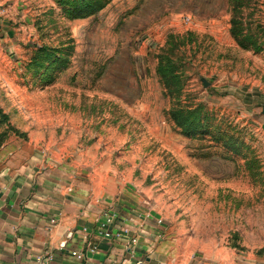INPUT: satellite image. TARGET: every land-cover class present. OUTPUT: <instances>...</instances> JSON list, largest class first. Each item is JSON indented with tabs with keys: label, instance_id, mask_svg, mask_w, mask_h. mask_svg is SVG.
I'll use <instances>...</instances> for the list:
<instances>
[{
	"label": "rangeland",
	"instance_id": "obj_1",
	"mask_svg": "<svg viewBox=\"0 0 264 264\" xmlns=\"http://www.w3.org/2000/svg\"><path fill=\"white\" fill-rule=\"evenodd\" d=\"M263 110L264 0H0V170L141 205L174 262L264 264Z\"/></svg>",
	"mask_w": 264,
	"mask_h": 264
},
{
	"label": "crops",
	"instance_id": "obj_2",
	"mask_svg": "<svg viewBox=\"0 0 264 264\" xmlns=\"http://www.w3.org/2000/svg\"><path fill=\"white\" fill-rule=\"evenodd\" d=\"M91 190L39 156L11 161L0 170V264H40V256L48 264H179L162 240L163 225L141 205ZM110 211L121 218L114 232L126 225L127 236L96 234L97 222ZM131 236L138 237L136 246L128 243ZM73 251L84 252V259Z\"/></svg>",
	"mask_w": 264,
	"mask_h": 264
},
{
	"label": "built area",
	"instance_id": "obj_3",
	"mask_svg": "<svg viewBox=\"0 0 264 264\" xmlns=\"http://www.w3.org/2000/svg\"><path fill=\"white\" fill-rule=\"evenodd\" d=\"M118 218L121 219L117 211L106 212L104 216L101 217L97 222L96 234L106 239L122 238L124 236H127L129 233V227L126 225L122 226L120 231L114 232V226ZM158 223H161V220H158ZM55 224L56 220L52 219L51 224L48 226V229L51 230ZM127 241L129 244L136 246L138 243V237L131 236ZM90 249L91 251H96L97 246H91ZM73 255H75L78 259H84L85 257V253L81 251H73ZM38 260L40 264H48L49 258L40 256L38 257Z\"/></svg>",
	"mask_w": 264,
	"mask_h": 264
},
{
	"label": "trees",
	"instance_id": "obj_4",
	"mask_svg": "<svg viewBox=\"0 0 264 264\" xmlns=\"http://www.w3.org/2000/svg\"><path fill=\"white\" fill-rule=\"evenodd\" d=\"M165 82L168 83V78H167V76H165Z\"/></svg>",
	"mask_w": 264,
	"mask_h": 264
},
{
	"label": "water",
	"instance_id": "obj_5",
	"mask_svg": "<svg viewBox=\"0 0 264 264\" xmlns=\"http://www.w3.org/2000/svg\"><path fill=\"white\" fill-rule=\"evenodd\" d=\"M263 113H264V110H263Z\"/></svg>",
	"mask_w": 264,
	"mask_h": 264
}]
</instances>
